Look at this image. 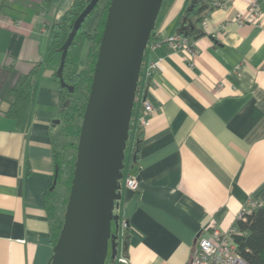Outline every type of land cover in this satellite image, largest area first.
I'll return each mask as SVG.
<instances>
[{
	"label": "crops",
	"instance_id": "1",
	"mask_svg": "<svg viewBox=\"0 0 264 264\" xmlns=\"http://www.w3.org/2000/svg\"><path fill=\"white\" fill-rule=\"evenodd\" d=\"M73 1L0 0V264H49L53 254L46 195L55 174L52 120L63 95L54 74L60 54L45 59L51 28ZM190 1L163 0L154 40L177 32ZM105 4L85 32H96ZM247 4L235 0L189 26L198 51L191 59L164 44L144 52L142 69L151 62L157 69L142 76L132 113L141 115L144 100L155 111L139 128L136 162L129 161L138 189L122 187L116 202V253L128 264H189L200 232L235 227L239 234L238 216L264 206V0L257 19ZM239 11L247 18L241 25ZM38 66L19 125L5 112Z\"/></svg>",
	"mask_w": 264,
	"mask_h": 264
},
{
	"label": "water",
	"instance_id": "2",
	"mask_svg": "<svg viewBox=\"0 0 264 264\" xmlns=\"http://www.w3.org/2000/svg\"><path fill=\"white\" fill-rule=\"evenodd\" d=\"M99 1H89L61 47L56 74L62 88L72 89L62 74L68 49ZM162 3L163 0L109 2L83 113L64 220L49 264H105L109 248L112 257L116 253L117 237L112 232V223L118 222L114 214L120 199L118 183L124 168L144 52ZM55 184L56 179L50 190Z\"/></svg>",
	"mask_w": 264,
	"mask_h": 264
},
{
	"label": "trees",
	"instance_id": "3",
	"mask_svg": "<svg viewBox=\"0 0 264 264\" xmlns=\"http://www.w3.org/2000/svg\"><path fill=\"white\" fill-rule=\"evenodd\" d=\"M89 1L90 0H74L70 8L64 13L62 19L52 26L50 47L45 59L46 63L50 62L55 54H61V47L66 41L75 20L87 6ZM212 1L213 0H191L183 18L178 22V30L176 33L190 39L191 32L187 28L189 26V28L195 27L202 22L206 15L214 10ZM109 2L110 0H106L98 29L93 35L85 32L84 28L97 6L86 17L74 37L65 58L62 72L63 79L72 89L68 90L61 87L63 106L58 111V115L61 117L59 124L62 127V131L61 134L52 135L54 171L57 173L56 175L54 174L56 184L46 195L53 246L58 240L64 220V213L73 179L74 163L76 161L77 144L83 113L90 93L94 66ZM203 35L204 34L199 33L193 38L197 39ZM154 38V34H151L150 40H154ZM86 41H90V47L85 65L83 68H80L79 60ZM39 67L40 66L35 68L31 74L25 77L18 88L15 89L14 101L5 112L7 118L14 120L19 125L23 124L27 119ZM54 74L58 80L56 72ZM140 76L138 88L143 76L142 71L140 72ZM131 134L132 142L130 144V154L127 160H125L126 156L124 158V168L122 170L123 178H121L122 181L118 183L120 189H122L124 185V178L126 176L125 170L130 169L131 165L134 166V163L130 165L129 161L136 162L140 137L142 136V132L136 124V117H133V113L130 122L129 136ZM237 227L239 234L234 236V241L237 245V253L247 264H264V206L257 207L250 213L244 214V220H238ZM111 259V264H120L117 260V253H115L114 257Z\"/></svg>",
	"mask_w": 264,
	"mask_h": 264
},
{
	"label": "built area",
	"instance_id": "4",
	"mask_svg": "<svg viewBox=\"0 0 264 264\" xmlns=\"http://www.w3.org/2000/svg\"><path fill=\"white\" fill-rule=\"evenodd\" d=\"M234 1L235 0H213L212 5L214 9H227L234 3ZM260 1L261 0H247L248 13L255 19L259 17L257 7ZM235 21L239 25L245 23L247 21L245 11L237 12L235 15ZM162 44H164L170 51L180 54L188 59L195 57L198 53L196 42L178 33H174L163 40H150L147 48L150 47L151 49H156ZM156 69L157 62H151L144 70L141 66V71L143 70L142 72L145 78L151 77ZM140 78L141 76L139 75V80ZM218 86L220 87L221 84ZM142 107V113L136 119V124L141 129L148 125V119L155 111V107L148 100L143 101ZM123 188L131 192H135L138 189L136 178L129 172L124 178ZM246 213L247 212L241 213L238 216V220H244V214ZM120 228L124 231L128 228V224L125 221H122ZM237 234V228L235 227L224 232L212 229L209 234L206 229H204L196 238L189 264H247L237 253V245L234 241V236ZM117 260L120 264H128L126 257H118Z\"/></svg>",
	"mask_w": 264,
	"mask_h": 264
},
{
	"label": "rangeland",
	"instance_id": "5",
	"mask_svg": "<svg viewBox=\"0 0 264 264\" xmlns=\"http://www.w3.org/2000/svg\"><path fill=\"white\" fill-rule=\"evenodd\" d=\"M101 2H102V0L99 1V3H98V5H97V7H96L95 10H97V8H99ZM93 16L94 15H92V17L88 20L89 22L87 21L88 24L91 22L90 20H92V18H94ZM86 58H87V44L86 45L84 44L83 51L81 53V57H80V60H79V66H80V68H83L84 67L85 62H86ZM60 119H61V117L59 115H56L55 118L52 120L53 135H57L59 133L61 134L62 127L60 126V124L59 123L58 124H54V122L57 121V120L60 122ZM131 136H132V134L129 136V139L127 141L128 142V145H127V148L125 149V156H126L125 160L128 159L129 154H130V144L132 142V137ZM133 169H134V166L131 165V168L130 169H127L128 171L125 170V174H127L129 171H133ZM120 181H122V179H120L119 182ZM120 190L121 189H117V193H120ZM116 213H117V209L115 208L114 209V214L116 215ZM118 230H120L119 229V225H118ZM118 230H116V223L113 222L112 223V232H113V234L116 235L117 239H119L121 237L120 236V233L117 232ZM116 251H117V249H116ZM111 258H112V250L109 248L108 257H107V259L105 261V264H111V260H112Z\"/></svg>",
	"mask_w": 264,
	"mask_h": 264
}]
</instances>
